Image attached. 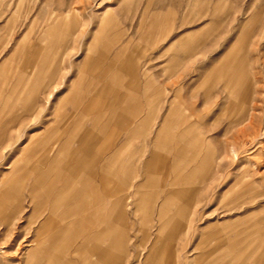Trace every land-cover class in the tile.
I'll return each instance as SVG.
<instances>
[{
    "label": "rangeland",
    "instance_id": "rangeland-1",
    "mask_svg": "<svg viewBox=\"0 0 264 264\" xmlns=\"http://www.w3.org/2000/svg\"><path fill=\"white\" fill-rule=\"evenodd\" d=\"M68 14L74 20L70 26ZM243 30H248L243 58L236 70L218 76V62ZM239 73L248 74L250 83L235 88ZM206 74L214 77L204 84ZM175 94L177 108L188 107L201 122L199 145L189 139L181 144L182 158L174 157L177 172L168 160L155 170L156 192L177 187L171 185L177 179L193 194L185 207L173 198L190 212L189 226L176 240L187 242L178 264H218L220 256L230 264H264V0H0V264H103L79 249L82 236L52 227L39 239L46 216L66 222L57 191L40 180L43 167L49 168L60 146L68 157L81 155L83 148L91 155L100 142L92 121L100 116L95 123L100 126L118 113L130 117L126 109L133 100L143 103L140 115L149 116L135 137L144 141L139 168L154 149L161 156L177 155L169 141L154 145ZM119 99L126 104L117 113L111 105ZM80 111H85L82 126L94 131L84 142L78 139L82 126L73 131ZM199 147L198 164L186 156ZM60 165L62 160L55 161V171ZM8 190L17 196L4 198ZM127 194L113 215L123 209L138 227L136 238L129 232L125 264H144L147 244L140 245V229L154 224V209L142 213L136 205L140 194L132 188ZM108 207L94 204L90 216L107 218ZM211 225L226 226L231 236L236 230L245 234L236 248L217 251L213 237L203 234ZM99 226L93 220L90 228ZM135 240L137 250L131 247Z\"/></svg>",
    "mask_w": 264,
    "mask_h": 264
},
{
    "label": "crops",
    "instance_id": "crops-1",
    "mask_svg": "<svg viewBox=\"0 0 264 264\" xmlns=\"http://www.w3.org/2000/svg\"><path fill=\"white\" fill-rule=\"evenodd\" d=\"M180 47L186 49L185 39H180ZM133 61V58L128 57L126 63L132 64ZM174 83L176 84L177 81ZM181 89H183L182 86L178 88L179 91H181ZM164 90L165 89H162L163 93H165ZM174 96L175 98L169 102L168 108L165 112L166 114L158 127V130L160 131H157L155 136L160 139L155 138L156 141L154 142V145L156 148L158 147L157 142L166 143L169 139L170 148L176 147V150L178 151L177 155L175 153L172 157H169L168 155L161 156L158 155L159 153L154 149L150 152L149 157L143 161V166L139 168V161L142 158L140 156V148H144V146H142L144 145V141H136L135 137L138 138L139 134H141V127L148 120L149 116L148 114L140 115V106L143 105V103L134 100L133 103H130L132 108L129 109V111L126 109V112L130 114V117H127L128 114L126 116H123L121 113L119 114V107L126 104L125 102H122L121 99L117 100L112 105L110 104L117 110L118 116L116 114L114 116L115 118L102 120L99 122L101 123L100 126L95 125V123L97 124L100 120V116H97L95 121H92V128L95 127L97 133H95V139H100V142L96 143L97 148L92 151L91 155L87 156L85 154L86 149L83 148L81 155L68 157L66 156L67 152L63 151L65 149L63 146L58 148L55 157L50 161L49 168L45 169V166L43 167L44 172L42 173V176H40V180L45 181V184L46 180H48L52 185L50 186V190L57 191L56 196L60 201L56 204L66 206V213L64 214L66 222L60 224L58 222L59 220L53 215L46 216L42 220L43 223L41 222L39 228V239L43 234L49 232L52 227H58L62 229L63 232L65 231L69 233L72 238L75 236H82L84 244L82 243L79 249L81 248L88 254L93 253L101 263L125 264L126 254L129 255L128 242H131L129 232L132 231V235L136 238L138 227L136 228L133 222L128 221V217L123 209V214L120 213L121 215H117L116 217L113 214L115 213V204L120 201H127V196H129L127 192L132 188L136 195L140 194V197L136 199L138 200L136 203L138 209L143 210L142 213L147 212L149 209H154L152 214H155L154 224L149 228L140 229L142 232L140 241L142 243H140V245L142 244L144 246L147 244L145 247L147 248V253L144 264H158L159 262L163 264H172L173 262V264H178V253L186 247L187 242L177 245L176 240L180 231L185 226H189L187 217L190 213L186 211V209L182 211L179 207L180 205L184 207L189 206L193 194L190 190H187L182 186L180 187L177 179L171 182V185H176L177 183V187L173 186L168 189L162 187L160 188V191L156 192L155 188L160 187V182L155 174V170L160 160V163L168 160L170 161V166H173L175 172H177L176 169L178 170V167L175 166L177 161L174 157L182 158L184 149H182L181 144L189 139H191L192 144L195 146L199 145L198 142L200 137L198 138V136H196V131H198V125H200L201 122H195L193 120L197 118L196 113L188 107L184 106L180 108L179 106L178 109L176 94ZM84 112L85 111H80V117L75 121L76 123L73 131H78L81 128L82 123L84 122ZM131 115H133V117ZM100 127H103L106 133L103 137L100 136L102 130ZM83 129L86 132L82 131ZM172 129H176V135H172V138L169 137L165 140L167 132H171ZM129 131H131V134H129ZM117 132H120V134H117ZM81 133L82 134H78L80 142L86 141V138H88L87 133H91V137H94V131L88 130L87 127L84 128L82 126ZM188 135L190 138H188ZM121 137L125 138V140H120L118 142V139ZM113 138L116 139L115 143L112 141ZM42 142L45 141L43 140ZM54 145L55 143L52 146L53 148ZM129 147L132 148L128 149ZM200 151L201 149L199 147V149H196L193 154L187 155L186 158L194 162L198 161L199 164L202 157ZM62 152L65 153L63 157L61 155ZM57 160L59 162L62 160L63 165L58 166V170L55 171L56 168L53 167V164ZM187 167L188 165H186L185 169ZM197 167H194V169ZM147 190L150 191L147 193ZM8 194H14L17 196V194L10 190L5 192L2 196L8 199ZM173 198H176L180 202V205H177L176 202L173 203ZM159 199L162 202L155 205L156 201ZM99 203H108V211L110 213L107 218H101L100 216L93 218L90 216L94 211L93 205ZM173 204L176 205L174 206V209H171L169 206H173ZM77 213L80 215L78 218H75ZM93 220L94 222L97 221V223H100V226H102L95 227L96 229L94 227L93 229L90 228V225H93ZM154 226H156V230L152 237L151 230ZM170 233H172V236H170L169 239ZM203 234L213 237L211 240L216 242L213 249L218 251V249L225 247L229 249L236 248L241 242L245 230H236L234 236H231L227 231L226 226L211 225L203 231ZM105 239L107 240L105 241ZM91 242L93 243L91 244ZM137 245L138 242L136 240L131 243V247L135 248V250H137V247L139 246ZM161 249H169V254L167 256L165 255L164 259H161ZM136 255H134L133 258H136ZM200 262L201 260L195 261V264ZM216 263L230 264V260L226 262L225 256H220Z\"/></svg>",
    "mask_w": 264,
    "mask_h": 264
},
{
    "label": "bare ground",
    "instance_id": "bare-ground-1",
    "mask_svg": "<svg viewBox=\"0 0 264 264\" xmlns=\"http://www.w3.org/2000/svg\"><path fill=\"white\" fill-rule=\"evenodd\" d=\"M65 20H66V26H68V25L70 26V25H72V23H74V20H72V15L71 14L66 15ZM247 31L243 30L242 34L240 35L238 40L236 42H234L235 44L233 46H231V49L228 51V53L218 62L219 63L218 72H217L218 76H220V77L222 76L223 77V76H225L226 73L228 74L231 70H233V69L236 70L237 64H238L237 62H239V60L243 58L244 42H245V40H246V38L248 36ZM223 71H224L225 74H223ZM247 76H248V74H247ZM247 76H246L245 73L244 74H242V73L240 74L239 73V74L235 75V77H233L234 78V82H235V86L234 87L236 88V87L240 86L241 83L243 84V83L248 82V84H249L250 83V78H248ZM213 77H214V74L213 75H207L206 74L205 78H204V84L211 82V80H213ZM164 123H165V121H164ZM163 129H165V128H163ZM158 131H160V130H158ZM156 139H160V138H156ZM168 141H169V139H168ZM152 154H153V152H152ZM158 155H160V154H158ZM160 161L158 163H160ZM176 185H177V183H176ZM170 236H172V233L169 234V239H170ZM160 253H162L161 259L162 258L164 259L165 258L164 256L165 255L167 256L169 254V249H161ZM159 264H163V263L159 262Z\"/></svg>",
    "mask_w": 264,
    "mask_h": 264
}]
</instances>
